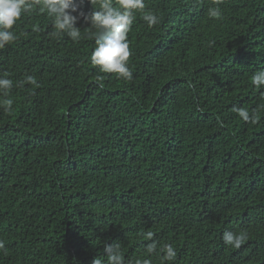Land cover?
<instances>
[{
	"label": "trees",
	"instance_id": "obj_1",
	"mask_svg": "<svg viewBox=\"0 0 264 264\" xmlns=\"http://www.w3.org/2000/svg\"><path fill=\"white\" fill-rule=\"evenodd\" d=\"M145 4L159 23L136 15L131 81L91 64L83 18L78 42L52 36L35 9L11 29L17 39L0 49V76L14 82L12 111L0 107V264H92L113 242L125 264H162L164 244L177 251L168 264H264V88L251 82L264 70V0H223L219 19L214 0ZM27 75L40 86H17ZM241 230L240 248L223 242Z\"/></svg>",
	"mask_w": 264,
	"mask_h": 264
},
{
	"label": "clouds",
	"instance_id": "obj_2",
	"mask_svg": "<svg viewBox=\"0 0 264 264\" xmlns=\"http://www.w3.org/2000/svg\"><path fill=\"white\" fill-rule=\"evenodd\" d=\"M82 2V0H80ZM92 4L95 0H89ZM223 0H214V6L208 11L210 18H222L219 5ZM37 10L46 14L52 22L54 31L52 36L57 38L66 35L73 42H78L81 37V29L76 26L81 18L88 24L87 36L94 39L95 48L91 54V64L96 66L101 73L115 74L117 78L125 81L133 79V72L128 66L131 55L128 33L136 19L137 13L152 28L159 23L156 13L146 8L145 0H99L98 10L85 14L79 10L77 0H0V49L6 45H11L16 39V35L11 31L13 26L23 14ZM33 32H39L36 25L32 27ZM8 73L0 76V96L4 97L0 107L5 112H11L13 100L7 98L14 87L12 79L7 78ZM102 79L98 77V80ZM252 84L257 88H264V70L255 72L251 77ZM25 84L39 87L36 77L27 75L23 81L17 82V86L23 87ZM232 111L244 122L256 123L254 115L244 107L233 106ZM145 240L152 241L146 245V253L150 256L157 252L158 245L152 239L154 233L151 231L142 233ZM248 239L246 231L239 233L225 231L222 240L226 245L233 248H240ZM0 252L7 255V248L0 240ZM104 255L96 256L92 264H125V255L120 244H105ZM160 260L162 264H168L177 257V251L171 244H164L159 248ZM136 264H151V260L143 259L136 261Z\"/></svg>",
	"mask_w": 264,
	"mask_h": 264
}]
</instances>
